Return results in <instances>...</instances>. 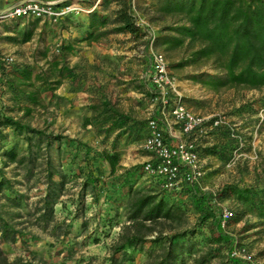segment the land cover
Segmentation results:
<instances>
[{
    "label": "rangeland",
    "instance_id": "374dc122",
    "mask_svg": "<svg viewBox=\"0 0 264 264\" xmlns=\"http://www.w3.org/2000/svg\"><path fill=\"white\" fill-rule=\"evenodd\" d=\"M96 1L85 0L82 4L87 7ZM155 2L134 1L133 14L143 35L140 38L126 33H111L88 44L83 41L88 24L85 13L67 15L55 24L31 19L0 24L1 61L11 59L10 64L29 65L36 72L49 75L47 62L56 60L72 75L64 77L51 93L43 94V106L33 107L29 116H23L11 94L3 88L0 113L20 119L21 123L47 136L63 138L60 145L53 142L48 155L56 170L66 177L64 189L52 208L53 219L44 224L39 220L42 213L39 200L45 194L46 184L38 169L28 181L16 165L3 169V175L12 182L13 189L25 196V207L19 210L21 216L10 219L7 214L16 213V209L9 207L0 195L4 217L21 234L16 242L0 244L10 260L31 261L36 255L55 264H107L109 246L124 222L121 209L115 215V198L125 192V189H118V183L127 170L132 171L130 179L137 188L150 185L152 180L141 173L142 163L149 158V154L140 147L144 137L142 132L137 136L123 133L118 128L105 131L108 123L102 122L100 116H94L91 106L106 100L129 116L138 129L144 128L149 118H158L159 92L147 81L152 71L151 51L164 55L175 88V91L168 92L167 110L171 109L175 97H180L195 114L208 120L221 119L237 141V148L230 155L227 153L229 159L222 161L206 151L227 145L221 129H212L206 138L200 140L198 149L204 175L198 185L199 190L215 193L230 185L250 188L257 193L264 190V90L231 89L216 93L191 79L201 72L216 74L209 65L176 67L185 55L166 53L157 47L154 41L161 34V25L147 21ZM115 7L112 2L104 10L99 3L96 9L111 20ZM112 28L113 25H108L105 30ZM27 31L33 32L32 39L22 43V36ZM149 89L152 95L146 93ZM86 119H91L90 125H84ZM5 133L6 147L17 145L20 150L25 148L23 135H16L10 129ZM114 146L120 163L117 173L110 177L99 154L103 150L111 151ZM87 176L99 181L93 190L87 188L84 191L82 184ZM57 180L55 177L54 181ZM220 204L231 213L223 233L233 240V244L229 248L223 243L221 257L208 264H221L227 259L232 260V264H264V220L251 209L246 211L233 199ZM195 220L194 216L189 217L190 224ZM232 251L237 255L232 256ZM144 261V255L136 254L133 264Z\"/></svg>",
    "mask_w": 264,
    "mask_h": 264
},
{
    "label": "trees",
    "instance_id": "16d2710c",
    "mask_svg": "<svg viewBox=\"0 0 264 264\" xmlns=\"http://www.w3.org/2000/svg\"><path fill=\"white\" fill-rule=\"evenodd\" d=\"M112 2L116 7L111 20L99 14L96 8L86 13L88 24L83 41L91 44L111 33H126L133 38L143 36L136 16L131 12V1L101 0L100 7L105 10ZM91 5L92 2L87 7ZM150 10L147 21L161 25V34L155 39V45L166 53L180 52L185 55V59L176 67L209 65L216 73L201 72L191 76V79L216 93L231 89L264 90V0H156ZM108 25H113V28L105 30ZM32 36V31L25 32L21 42H29ZM47 64L50 66L49 75L36 72L29 65L6 66L0 59V99L4 94L3 88H6L23 116H29L33 107L43 106L42 95L59 87L64 77L72 76L71 71L60 66L56 60ZM146 93L153 94L150 89ZM91 110L94 116H100L102 122L108 123L105 131L118 128L123 133L130 132L137 136L141 131L144 135L142 140L147 136L148 120L144 128L138 129L129 116L119 112L106 100L91 106ZM90 124L91 119L84 120L85 126ZM6 129L23 135V150L17 145L5 146ZM215 129H221L227 145L206 151L222 161L228 160L227 153L230 155L237 148V141L229 127ZM62 139L60 136H47L21 123L20 119L0 113V195L9 207L16 209V213L7 214L8 218L20 217L19 210L25 207V196L15 191L12 182L3 175L4 168L16 165V169L24 172L27 181L32 179L36 169L42 175L46 190L39 200V211L42 212L39 220L44 224L52 221V208L64 189L66 177L56 170L48 150L54 141L60 145ZM99 158L105 164L108 175L113 177L120 163L115 146L111 151L103 150ZM141 173L147 176L142 166ZM132 174L130 170L125 171L122 181L118 183V189H125V192L115 198V215L121 209L124 222L115 241L109 246L107 264H133L136 254L144 255L145 261L141 264H208L214 258H220L221 245L225 243L230 248L233 240L220 229L221 209L216 202L233 199L246 211L251 209L259 219L264 220V190L257 193L250 188L230 185L213 193L199 190L198 185L185 183L166 188L163 179L151 177L150 185L137 188L130 179ZM55 177L57 182L54 181ZM98 181L87 176L82 184L83 190H93ZM4 214L0 206V244L16 242L21 234ZM191 215L196 219L193 224L189 222ZM232 263L230 259L221 262ZM0 264L55 263L36 255L32 256L31 261L20 258L10 260L0 247Z\"/></svg>",
    "mask_w": 264,
    "mask_h": 264
},
{
    "label": "built area",
    "instance_id": "2783aa9c",
    "mask_svg": "<svg viewBox=\"0 0 264 264\" xmlns=\"http://www.w3.org/2000/svg\"><path fill=\"white\" fill-rule=\"evenodd\" d=\"M85 0H20L10 8L0 11V24L19 19L39 20L55 24L70 14L89 13L101 0L84 7ZM131 1V12L134 1ZM138 24V23H137ZM152 71L148 83L159 92L160 108L158 118H149L147 136L141 141V149L149 154L142 163L143 172L151 178L164 180L166 188H175L180 184L199 185L203 178V160L198 149L199 142L208 132L225 123L195 114L188 109L180 97H175L171 109L167 110L168 92L175 91L169 77L167 63L161 52L151 51ZM7 60L5 65L10 64ZM220 211V229L225 232L231 213L223 204L216 202ZM231 255H237L232 251ZM240 255V253H238Z\"/></svg>",
    "mask_w": 264,
    "mask_h": 264
},
{
    "label": "crops",
    "instance_id": "0c3cea01",
    "mask_svg": "<svg viewBox=\"0 0 264 264\" xmlns=\"http://www.w3.org/2000/svg\"><path fill=\"white\" fill-rule=\"evenodd\" d=\"M20 0H0V11L10 8L13 4ZM44 1H57V0H44Z\"/></svg>",
    "mask_w": 264,
    "mask_h": 264
}]
</instances>
